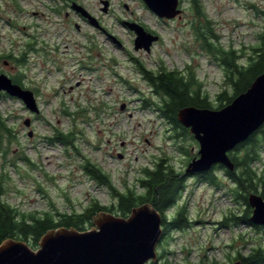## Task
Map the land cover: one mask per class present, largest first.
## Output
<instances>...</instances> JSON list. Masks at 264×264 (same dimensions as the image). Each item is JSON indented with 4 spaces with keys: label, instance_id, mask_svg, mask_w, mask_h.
Listing matches in <instances>:
<instances>
[{
    "label": "rangeland",
    "instance_id": "374dc122",
    "mask_svg": "<svg viewBox=\"0 0 264 264\" xmlns=\"http://www.w3.org/2000/svg\"><path fill=\"white\" fill-rule=\"evenodd\" d=\"M103 1L0 0V56L15 50L17 58L30 40L36 48L25 64L0 59V72L34 91L40 109L33 113L22 100L0 92V112L14 134L10 142L0 136V199L24 213L80 212L93 199L115 205L111 189L87 174V160L121 191H142L144 169L162 160L183 173L191 157L198 156L199 142L161 114L162 98L142 75L140 63L154 72L161 66L190 67L210 94L212 109H218L225 70L202 48L200 22L210 20L218 45L244 51L242 62L264 32V0H199L205 17L197 14L192 0H180L181 17L172 20L160 18L143 0H107L106 12ZM124 21L139 22L159 35L150 52L135 49L136 34ZM57 130L73 131L74 138L69 144L51 141ZM261 151L254 166L264 176V141ZM218 172L220 187L185 179L179 205L185 206L189 226L164 234L154 264H230L240 254L264 248V230L241 220L247 205ZM176 210H168V219Z\"/></svg>",
    "mask_w": 264,
    "mask_h": 264
},
{
    "label": "trees",
    "instance_id": "16d2710c",
    "mask_svg": "<svg viewBox=\"0 0 264 264\" xmlns=\"http://www.w3.org/2000/svg\"><path fill=\"white\" fill-rule=\"evenodd\" d=\"M192 2L197 14L205 17L199 8V0H192ZM200 23L197 35L202 48L209 52L225 70L226 87L217 95L219 108H221L246 91L256 77L264 72V32L259 36L258 43L252 47L251 53L245 55L247 56L246 61L242 62L244 51L240 54V51L235 48L225 49L218 45L216 43L218 35L211 27L210 20L205 17V21ZM10 59L15 60L18 64L26 63L24 58ZM140 67L154 92L162 98L158 104L161 114L177 128L189 130L177 120V114L181 108L186 106L213 108L210 94L203 90V83L199 81L190 67L186 71H179L161 66L157 72L146 69L142 63H140ZM16 81L18 80L16 79ZM18 83L20 82L18 81ZM1 135L2 137L3 135L7 136L9 142L11 137H14L13 130L8 126L7 118L0 112ZM73 138V131L66 133L57 130L50 140L69 144ZM263 141L264 125L230 152V156L235 162L234 171H230L223 165H216L211 170L203 172L199 178V180L206 181L215 187L223 186L222 178L218 172V170H222L233 183L232 193L247 205L241 220L250 225L253 224L249 216L252 209L248 203V195L250 192H256L264 197V176L254 166L261 159ZM84 169L92 179L111 189L116 198L115 205L105 206L93 199L80 212L67 213L49 210L42 213H24L19 208L0 199V245L6 239L14 238L28 241L32 246L37 247L41 237L50 229L64 226L86 230L88 225H93V216L99 211L106 210L127 217L134 207L146 202L151 203L162 214L164 234L171 228L183 230L189 226L185 206L179 205L186 188L185 179L188 174L177 173L175 168L165 160L157 162L154 167L144 169V175L140 179L139 185L143 188L142 191L136 187H128L124 191L117 189L111 176L90 160L86 161ZM173 207H177V210L172 219H168L167 212ZM228 220L229 218L224 223L227 224ZM253 226L264 230L263 226ZM239 258L242 259L243 264H264V248L262 246L255 247L249 255L240 254L236 259Z\"/></svg>",
    "mask_w": 264,
    "mask_h": 264
},
{
    "label": "water",
    "instance_id": "95a60500",
    "mask_svg": "<svg viewBox=\"0 0 264 264\" xmlns=\"http://www.w3.org/2000/svg\"><path fill=\"white\" fill-rule=\"evenodd\" d=\"M143 1L160 18L181 17L180 0ZM103 4L106 12L109 2L104 0ZM74 8L91 24L101 27L84 7L74 4ZM125 24L136 34V50L150 52L160 38L138 22L125 21ZM0 92L22 100L33 113L40 112L34 91L14 83L2 72ZM177 120L190 129L200 145L198 156L189 162L186 174L206 172L215 165L234 171L230 152L264 125V72L231 103L218 109L186 106L179 110ZM25 124L29 125L30 119ZM248 203L252 208L251 223L264 227V197L250 192ZM162 223V214L149 202L134 207L127 217L102 210L93 216L92 228L50 229L36 248L28 241L6 239L0 245V264H149L158 260V245L164 235ZM230 264L243 261L237 259Z\"/></svg>",
    "mask_w": 264,
    "mask_h": 264
},
{
    "label": "flooded vegetation",
    "instance_id": "af4514ba",
    "mask_svg": "<svg viewBox=\"0 0 264 264\" xmlns=\"http://www.w3.org/2000/svg\"><path fill=\"white\" fill-rule=\"evenodd\" d=\"M73 2H75V1H73ZM72 6V5H71ZM163 19H166V18H163ZM130 22H135V21H130ZM124 23H125V21H124ZM139 23V22H138ZM141 24V23H140ZM143 25V24H142ZM144 26V25H143ZM145 27V26H144ZM146 28V27H145ZM149 31V30H148ZM150 32H152V33H154V34H157L155 31H150ZM260 36V35H259ZM259 36H258V38H259ZM109 37H111V36H109ZM135 40V39H134ZM18 46H19V44H18ZM134 47H135V44H134ZM87 48H89V50H93V48H94V45L93 46H90V47H87ZM34 50H36V48H35V45H34V42L32 41V40H30V41H28L25 45H24V50L20 53V55H18V57L17 58H24L26 61H27V59H28V57H29V55H30V53H32ZM141 50H143V49H141ZM13 51H15V50H12L11 52H10V54H9V52L8 53H6V54H2V58L3 57H9V58H13V56L14 55H16ZM145 51V50H144ZM16 58V59H17ZM10 62L8 61V60H6L5 61V64L7 65V64H9ZM144 77H145V75L144 74H142ZM12 78V80H13V82L14 83H18V81H16V78H13V77H11ZM17 79H19V78H17ZM21 81V80H20ZM186 128V127H185ZM187 129H189V128H187ZM190 130V129H189ZM193 135V134H192ZM196 156H193V157H191V160L193 159V158H195ZM190 160V161H191ZM189 161V162H190ZM189 162H188V164H189ZM188 164H187V167H188ZM186 167V168H187ZM203 173V172H202ZM202 173H195V174H188V176H187V178L188 177H193V178H197V179H199L200 178V175L202 174ZM183 174H186V170L185 171H183Z\"/></svg>",
    "mask_w": 264,
    "mask_h": 264
}]
</instances>
